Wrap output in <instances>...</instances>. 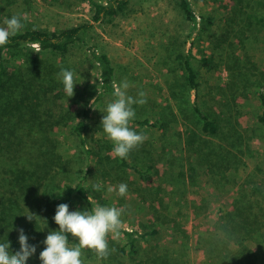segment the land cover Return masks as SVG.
Wrapping results in <instances>:
<instances>
[{
  "label": "trees",
  "instance_id": "trees-1",
  "mask_svg": "<svg viewBox=\"0 0 264 264\" xmlns=\"http://www.w3.org/2000/svg\"><path fill=\"white\" fill-rule=\"evenodd\" d=\"M84 1L90 8V21L55 28L23 26L6 44L0 45V158L6 161L5 168L0 170V241L8 240L13 252L19 250L18 235L22 228L28 243L36 246L26 264H41L39 253L45 247L43 241L49 231L59 227L52 219L58 204L77 200L82 205L79 210H83L97 204L117 207L123 199H133L145 218L136 222V226L120 227L118 234H108L107 257L83 248L84 264L88 261L93 264H264V176L259 177L253 171L242 177L241 156L248 151V145L216 109L219 101L211 88L214 77L208 89H204L194 66L197 61L204 67L211 65L208 57L198 58L194 34L196 31L206 34L213 21L200 16L191 0H177L176 9L188 25L184 43L188 44L182 51L171 50L176 67L175 79L165 85L168 101L157 99L163 87L152 89L157 92L154 96L146 95L144 105H133L136 114L130 122V127L134 125L137 130L149 129L158 134L157 150L145 151V158L137 153L136 146L126 158L116 157L119 173L123 175L110 178L112 184H103L101 179L108 178L104 165L109 158L96 154L94 145L98 150L96 142L106 149L111 144L104 140L107 138L103 131L91 124L90 115L93 107L105 102V97L113 99V85L118 84L108 53L95 39L96 26L111 22L132 4L144 0ZM1 17L5 18L0 10V26H4ZM257 18L264 28V15ZM20 50L33 52L27 59L30 72L23 67L20 71L23 78L12 84L10 77L16 81V72H12L5 55ZM47 60L52 64H45ZM68 60L82 62L89 67L87 71L95 72L92 82L85 80L79 71L73 73L75 84L71 97L65 93L59 76L61 68L70 69ZM259 72H264V64ZM81 83L85 85L84 95L92 89L90 105L87 97L77 96ZM252 84L258 93V108L252 117L254 127L264 131V75ZM78 94L82 96L81 92ZM72 99L81 108L75 115L70 110ZM16 111L22 112L19 117L25 115L29 119L27 127L24 128V122L11 119L10 127L5 128L2 118L10 113L15 116ZM59 126L67 133L60 144L55 136ZM171 128L177 132L167 140L166 133ZM90 131L102 138L89 137ZM167 152L172 153L176 169L171 160L167 161ZM157 162L166 163L171 172L176 171L171 183L179 185H175L177 189L171 186L169 192L163 189V180L151 187L159 174ZM100 168L106 173L97 174L94 182H89L92 170ZM256 169L264 175L263 169L259 166ZM192 173L198 180L208 177L215 186L212 190L219 184L224 188L221 194L215 189L218 195L225 194L223 205L216 211L209 210L212 205L204 204L202 198L196 202L197 206L194 201H187L188 192L183 187L194 185L188 182L194 180ZM217 177H221L220 183ZM117 182L127 184L124 196L115 190ZM96 183L101 184L100 191L92 189ZM183 211L187 212V218L190 212L196 218L201 217L203 224L193 217L189 228L190 222L184 219ZM27 215L33 219L29 220ZM68 239L70 245L77 242L71 234Z\"/></svg>",
  "mask_w": 264,
  "mask_h": 264
},
{
  "label": "rangeland",
  "instance_id": "rangeland-1",
  "mask_svg": "<svg viewBox=\"0 0 264 264\" xmlns=\"http://www.w3.org/2000/svg\"><path fill=\"white\" fill-rule=\"evenodd\" d=\"M191 1L196 12L200 16L210 18L213 21L212 24L207 27L209 31L206 34L202 33L201 35L197 31L194 34L196 37L194 40V48L198 58L204 55L208 57L211 62L209 67H204L199 61L194 64L200 76L201 85L204 86V89H208L210 81L214 77V81L211 83L213 87L211 88L215 98H217V102L219 101V106L216 107V109L220 111L219 114H221V112L223 113V120L230 122L248 145V151L241 156L242 162H244L245 165H240V171L242 170L244 173L242 177H246L248 173L253 171L257 172L259 177H263L264 175L258 172V169L255 170V167L259 166V168L264 171V131L254 127L255 125L252 119L258 108V93L252 82H256V79L264 75V72L262 74L259 72V69H261L264 64V49L262 47V41L264 40L262 31L264 28L261 23L258 22L257 18L264 15V1ZM176 4L177 0H144L132 4L123 15L115 17L111 22L96 26L95 39L98 46L106 50L116 69L117 84L119 85L122 80H127L129 87L126 91L131 95H136L139 90H143L145 95L151 94L154 96L157 91L152 89H161V87H163L162 95L157 99L168 101L167 88H165V85L175 79V72L173 70L176 67L173 56L170 54L171 50L172 53L182 51L188 44H184L188 33V25L183 20L179 9H176ZM89 9V6L84 0H0L1 14L5 16V18L13 14L19 15L23 21V26L35 25L55 28L76 24L84 20L90 21L91 16ZM5 18L3 17L2 19ZM198 27L200 29L201 24L198 25ZM32 56L33 52L30 50H20L5 55V58L9 61V65L11 64L13 68V71H9L16 72L14 74L16 81L14 77H10L12 84L16 83L18 78H23L20 71L23 70V67L30 65L27 63V59ZM54 59L57 60V58L53 57V60ZM68 61L66 63L70 64L69 66L70 69L73 70V73L79 71V73L84 75L83 78L85 80L89 79V82H92L95 72L90 69L87 71L89 67L82 62L74 61L72 63L70 60ZM45 64H52V61L47 60ZM43 67L45 68L46 66ZM210 67L212 69H210ZM28 68L29 67L25 69ZM26 72H30V70L28 69ZM84 86L85 85L81 83V85L77 87L79 91L77 92V96L87 97V102H89L90 105L93 102V96H89L92 89H89L84 95ZM172 88H175V86ZM80 92L82 96L78 94ZM73 99L78 98L74 97ZM73 99L70 101V110L72 113L74 112L75 115L81 108L80 105L77 106L78 101ZM108 102H110V98L105 97L104 103L97 108H92L93 111L90 115V122L97 128H100L101 117L104 115L101 111H103ZM211 104L214 103L212 102ZM207 106L209 107V105ZM23 109L24 108L21 107V110ZM237 111H239V113H237ZM16 112L15 116H12L10 113L2 118V123L5 128L10 127L9 120L11 119L24 122V128L27 127L29 119L25 115L19 117V114L22 112ZM72 113H70V117H72ZM53 119L57 120V117ZM63 122H66V120L64 119ZM61 127L62 126H59L55 132L58 142L60 141L59 144L64 142L67 134L65 128ZM132 128H134V125ZM134 129L145 134L143 142L137 146V153L147 158L145 151L150 152L151 149L157 150L156 140L158 134L154 130ZM100 130L102 129L100 128ZM9 131H11V128ZM174 132L177 131L171 128L166 133V139H171ZM90 136L94 137V139L102 138L99 137L97 132L93 133V131L89 132V137ZM202 139L205 138L203 137ZM104 140L111 144L107 139L104 138ZM213 140L218 141L217 138ZM198 141L203 142L204 140ZM60 146L61 145H59V147ZM96 146L98 150L94 145L96 154L109 158L108 162L104 165V168L107 170L108 178L101 179L103 184H105V182L109 184L111 179L116 178L115 175L123 174L119 173L116 163L118 160L112 152V144L110 149H106L104 145L98 142H96ZM173 155L176 154L173 153ZM165 156L167 157V161L171 160L173 157L172 153L169 155L168 152ZM4 162L6 161L0 158V170L1 167L5 168ZM171 164L174 169L177 168V166L174 167V159L171 160ZM157 165L159 174L155 176V181L151 187L157 186L161 180H163L161 182L163 184V189H166L168 192L170 191V186L171 189H177L175 186L177 184L172 185L171 183V180L175 177L176 171L171 172V169L167 167L166 163L162 164V162H157ZM101 173L106 172L102 168L98 170L93 169L88 181L93 183L95 176ZM191 175L194 177V180L192 181V179H189L188 182L190 185L193 183L194 185L183 187L186 188L188 192L186 195L187 201L192 200V202L194 201L196 203L202 198L204 204L205 202H209L212 205L209 210L213 212L221 207L223 205L222 196H225V194L218 195V192H220V194L225 192L222 185H216L217 189L214 188L212 190L215 186L209 181L208 177L204 178L202 176V178L200 177L198 180L196 174L192 173ZM119 177L120 176H118V178ZM121 179H125V177ZM220 179L221 177L218 178L219 183ZM118 184L117 182V185ZM215 189L218 192H215ZM162 195V198H164L165 194ZM120 199L121 198H119V200ZM132 200L133 199L125 201L123 199L117 204V207L122 209V215L120 217L122 228L136 226V222H140L145 218L142 209ZM66 203L69 206V211L82 208V205L77 200L67 201ZM197 205L196 203V206ZM188 214L189 217L187 218V212L183 211L184 219L190 222V228L193 222L192 218L195 217V215L191 212ZM195 219L197 222L202 221L201 217H195ZM85 264L93 263L88 261V263Z\"/></svg>",
  "mask_w": 264,
  "mask_h": 264
},
{
  "label": "clouds",
  "instance_id": "clouds-1",
  "mask_svg": "<svg viewBox=\"0 0 264 264\" xmlns=\"http://www.w3.org/2000/svg\"><path fill=\"white\" fill-rule=\"evenodd\" d=\"M3 23L4 26H0V45L6 44L10 36L23 28V21L17 14L6 17ZM59 76L65 93L71 97L75 84L73 70L61 68ZM128 87L127 80L113 85V99L101 111L104 115L99 126L111 142L112 152L122 159L145 138L143 132L130 127V122L136 114L133 105H144L146 95L143 90H139L136 96L128 95ZM101 187L99 183L92 185L94 191H100ZM115 190L124 196L128 186L120 182ZM121 215L122 209L115 206L97 204L91 209L69 211L67 203L58 204L52 219L59 227L49 231L43 241L45 247L39 253L41 264H84L81 257L85 247L95 250L101 257H107L109 248L106 237L109 233H119ZM27 217L33 219L30 215ZM68 234L76 239L75 244H69ZM18 241L20 248L14 252L10 250L8 240L0 241V264H26L27 259L35 253L36 246L28 243L22 228L19 229Z\"/></svg>",
  "mask_w": 264,
  "mask_h": 264
}]
</instances>
